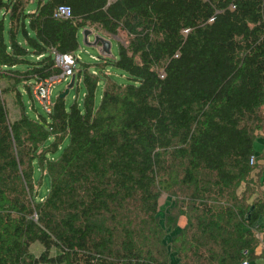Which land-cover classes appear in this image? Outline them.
<instances>
[{"label":"trees","instance_id":"obj_1","mask_svg":"<svg viewBox=\"0 0 264 264\" xmlns=\"http://www.w3.org/2000/svg\"><path fill=\"white\" fill-rule=\"evenodd\" d=\"M59 5L70 18L53 17ZM86 27L126 44L92 60L97 75L79 60L80 103L61 92L45 113L33 88L60 73L55 55L75 54ZM263 115L264 0H0V264L239 263L250 239L236 189L255 165ZM165 155L186 165L191 192L189 215L169 208L187 219L164 244L155 188ZM133 200L161 232L157 254L136 243L130 218L121 224ZM164 224L176 228L167 213Z\"/></svg>","mask_w":264,"mask_h":264},{"label":"rangeland","instance_id":"obj_2","mask_svg":"<svg viewBox=\"0 0 264 264\" xmlns=\"http://www.w3.org/2000/svg\"><path fill=\"white\" fill-rule=\"evenodd\" d=\"M33 7L34 4H31ZM106 37L105 35H103ZM108 40L111 42V52L113 55L116 56L117 54V43L126 44V37L123 34H119L117 36L109 35L107 37ZM80 47L77 50V53L81 56V59L84 63L90 65V72H93V69L95 67L93 66V61L89 57L90 54L94 55L96 54V48L88 47L82 44L81 39V31H80ZM98 53V52H97ZM109 77L112 81L117 83L118 85H122L127 83L126 78L124 77L123 73L121 71L116 69H110L109 71ZM70 78L67 81H61L54 85L51 91V99H54L57 95H59L61 92H63L69 82ZM103 81L100 80L98 82V85L96 87L95 92V104L98 105L100 101V95L102 93L103 89ZM78 91H76V87L74 86L69 90L66 98V103L69 105L73 99L75 98L78 103H80L82 98V86L81 82H78ZM5 102V106L8 112V117L10 121H13L17 119L20 115V110L18 105L16 104V98L13 94H8L6 96L2 97ZM39 105V104H38ZM264 118V115H263ZM264 126V122L263 125ZM256 132L255 134H257ZM166 162L161 168L160 173L157 175V180L160 182L159 185L156 186L155 192H158L159 194V212H158V220L159 225L161 228L164 229V238L162 240V243L165 244V241H167L171 235V233L174 230L166 229L164 228V215L165 213L168 214V217L170 216L171 219L175 221V223L179 224H185V219H187V216L178 214V209H169L172 205V203L176 202L177 205L182 206L183 211L188 213L187 210V197L190 194L191 190L188 189V187L182 182L184 178V169L186 165H184L183 161H180L178 159L173 158L172 156L165 155ZM196 176L204 178L203 172H197ZM47 179L44 181L42 188L40 189V195L44 196L46 194L47 190ZM236 192H238V188L236 189ZM239 194V193H238ZM238 196V195H237ZM223 200V198H221ZM215 200H211V203H214ZM122 214H126L123 216L121 220V224L125 223V218H130L132 225L130 226V230H132L134 239L136 243L143 247L144 249H150L154 254H157L156 251L160 252V239H161V232L158 231L156 235L152 234V224L149 221V217L143 213L141 210L139 203L136 200L130 201L125 205V209L122 211ZM189 215V213L187 214ZM177 217V218H175ZM181 219L179 220V218ZM163 233V232H162ZM31 252L35 255H38L40 251L42 250V247L38 243H34L30 247ZM51 254H54V250H52ZM164 254H162V258H164ZM172 263L176 262V258L170 254ZM187 264H191L188 260H186Z\"/></svg>","mask_w":264,"mask_h":264},{"label":"crops","instance_id":"obj_3","mask_svg":"<svg viewBox=\"0 0 264 264\" xmlns=\"http://www.w3.org/2000/svg\"><path fill=\"white\" fill-rule=\"evenodd\" d=\"M31 4H34L33 1H31L30 3L31 9H33ZM86 28H89L92 31V34H99L101 36L105 35L106 37H103L106 39H108L107 37H109V35L101 30L91 27ZM83 29H80L81 39ZM92 40L93 35L89 37V41L91 42ZM76 54L82 61L81 56L77 52ZM90 56H96L100 61L101 56L97 53V51L96 54H90L89 57ZM112 56L114 57L115 55L112 54ZM105 70L107 72L109 71L108 68ZM95 71L98 70L93 69V72ZM253 146L255 151L254 155L256 156V161L254 163L255 165L254 167H252L249 175L246 177V180L240 182L238 186V192H236V195H238L237 198L244 200V219L248 223V226L245 227V230L243 232H246L248 238L250 239L249 247H246L241 251L242 257L240 261L247 260L249 264H264V126H262L258 134H256ZM180 219L181 217L179 218V220ZM181 226H183V224L176 223V228L174 229V231H177L178 227L180 228ZM165 228L172 230L170 227Z\"/></svg>","mask_w":264,"mask_h":264},{"label":"built area","instance_id":"obj_4","mask_svg":"<svg viewBox=\"0 0 264 264\" xmlns=\"http://www.w3.org/2000/svg\"><path fill=\"white\" fill-rule=\"evenodd\" d=\"M53 17L56 19L64 20L71 17V9L67 5H59L53 12ZM93 61H99L96 56H90ZM80 60L79 56L75 53H66L61 55H55V66L58 67L60 73L52 76L44 81L39 82L33 88V96L39 103L41 109L45 113H50L52 108L51 91L55 84L61 81H67L74 76V72L77 68V62ZM97 75V71L93 72ZM256 161V157L252 155L249 159V164L253 165ZM237 264H249L247 260H242Z\"/></svg>","mask_w":264,"mask_h":264},{"label":"water","instance_id":"obj_5","mask_svg":"<svg viewBox=\"0 0 264 264\" xmlns=\"http://www.w3.org/2000/svg\"><path fill=\"white\" fill-rule=\"evenodd\" d=\"M91 35H93V40L90 42L89 37ZM82 43L85 46L96 48L98 54L102 57H112V53L110 51V41L99 34H92V31L89 28H84L82 30ZM73 84L74 76L70 78L65 90L59 95V97L64 98L72 88Z\"/></svg>","mask_w":264,"mask_h":264},{"label":"clouds","instance_id":"obj_6","mask_svg":"<svg viewBox=\"0 0 264 264\" xmlns=\"http://www.w3.org/2000/svg\"><path fill=\"white\" fill-rule=\"evenodd\" d=\"M107 72V71H106Z\"/></svg>","mask_w":264,"mask_h":264}]
</instances>
